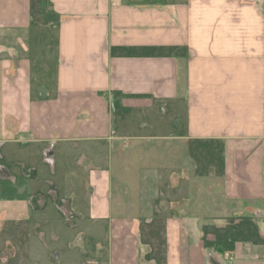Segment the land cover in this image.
Segmentation results:
<instances>
[{"label":"crops","instance_id":"obj_1","mask_svg":"<svg viewBox=\"0 0 264 264\" xmlns=\"http://www.w3.org/2000/svg\"><path fill=\"white\" fill-rule=\"evenodd\" d=\"M102 250L264 264V0H0V264Z\"/></svg>","mask_w":264,"mask_h":264},{"label":"rangeland","instance_id":"obj_2","mask_svg":"<svg viewBox=\"0 0 264 264\" xmlns=\"http://www.w3.org/2000/svg\"><path fill=\"white\" fill-rule=\"evenodd\" d=\"M74 235H75V232L74 231H70L69 229L67 230V240H73L74 239ZM78 241L74 243L75 246L72 245V247L70 249H68V253H71L73 256L74 254L76 255V252H77V255L79 254V250H86V248L88 249L87 252H91L94 248V245L95 243L92 244V242L90 240H85L84 237L81 239H79V237L77 238ZM101 243H103L102 241H100V245L103 247L104 245H102ZM64 245L66 246L67 244H62L61 243V246ZM76 248V249H75ZM100 256H101V259H100V262L99 264H107V255H106V252L104 250H102V252L100 253ZM77 258V257H76Z\"/></svg>","mask_w":264,"mask_h":264}]
</instances>
